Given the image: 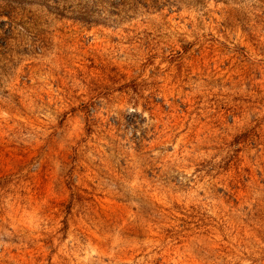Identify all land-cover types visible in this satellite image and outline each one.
<instances>
[{
  "label": "rangeland",
  "instance_id": "374dc122",
  "mask_svg": "<svg viewBox=\"0 0 264 264\" xmlns=\"http://www.w3.org/2000/svg\"><path fill=\"white\" fill-rule=\"evenodd\" d=\"M0 264H264V0H0Z\"/></svg>",
  "mask_w": 264,
  "mask_h": 264
}]
</instances>
